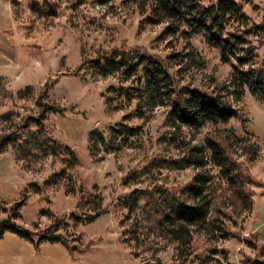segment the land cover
Wrapping results in <instances>:
<instances>
[{"label": "rangeland", "instance_id": "374dc122", "mask_svg": "<svg viewBox=\"0 0 264 264\" xmlns=\"http://www.w3.org/2000/svg\"><path fill=\"white\" fill-rule=\"evenodd\" d=\"M238 1L251 20L264 18V0ZM140 5L137 0H0V218L22 199L17 223L37 229L62 219L61 231L71 244L70 249L42 242L35 248L5 232L0 264H245L247 258L264 259L261 100L246 89L237 102L243 119L177 126L165 88L156 91L155 102L130 100L112 91L117 85L138 86L134 76L72 73L84 57L138 48L161 58L175 55L169 63L180 86L215 90L228 83L232 66L204 35H164L166 23L145 24ZM254 42L264 59V34ZM45 105L60 112L48 110L42 122H34ZM119 123L135 125L138 132L90 146L91 131L109 139L110 127ZM211 139L221 142L228 160L259 184H243L239 177L229 183L226 173L232 171L188 163L193 147L211 155ZM208 170L225 179L215 178L208 188L211 218L192 226L188 249L171 233L177 227L172 210L178 206L171 192L181 193L195 175ZM135 188L143 193L132 211L123 207L121 196ZM98 196L108 212L91 222L70 216L93 213ZM224 221L234 233L231 238L222 237Z\"/></svg>", "mask_w": 264, "mask_h": 264}, {"label": "trees", "instance_id": "16d2710c", "mask_svg": "<svg viewBox=\"0 0 264 264\" xmlns=\"http://www.w3.org/2000/svg\"><path fill=\"white\" fill-rule=\"evenodd\" d=\"M137 1L141 4L145 24L166 23L164 35L174 33L187 36L204 35L210 45L219 49L222 60L231 64L232 71L228 83L215 90L193 85L180 86L171 70L172 64L169 63L175 55L161 58L138 48H111L100 51L93 57H84L73 74L81 78H86L88 74L108 76L116 72L127 78L134 76L139 80L138 86L117 85L112 91L130 100L139 97L142 100L155 102L156 91L165 88L164 93H167L171 99L170 116L177 126L200 128L207 122L220 123L228 122L232 118L243 119L237 102L246 89L264 103V59L259 58L258 46L254 42L264 34V18L260 21L251 20L238 0H214L210 3H205L203 0ZM48 110L60 112V109L54 105H45L34 122H42L41 118ZM127 116L129 115H125L124 118H128ZM138 129L139 127L135 125L125 123L112 125L110 127L112 138L109 139L103 133L93 130L89 135L90 146L93 147L99 142L112 144L115 139L126 140L129 136L135 135ZM65 147L68 151L71 150L69 146ZM209 147L210 156H207L204 150L201 151V148L193 147V154H190L187 162L196 168L210 163L221 173L232 171V174L226 173L229 183L236 182V179L231 182V178L239 177L242 178L243 184H259L260 181L250 174L244 175L239 166L228 160L221 142L211 139ZM1 148L0 143V150ZM215 178L218 179L217 182L225 179L223 175L216 177L208 170L206 173L195 175L193 181L188 187H184L181 193L171 192L176 200L175 205H178L172 210L174 214L171 219L172 224H177V227L171 233L175 240L183 241L188 249L193 241L192 226L208 222L211 218L212 200L207 191L214 184ZM165 190L170 189L165 188ZM142 193L136 188L125 193L121 196L123 207L135 211ZM102 201V197H96L94 202L97 204V209L93 213L83 215L74 211L70 216L75 220L91 222L108 212V209L102 208ZM22 204L23 200L19 199L4 209L5 215L0 218V237L5 232H11L26 239L35 248L42 242H49L60 243L71 249L69 238L61 231L64 222L62 219H55L48 226L37 229L17 223L18 209ZM225 225V221L224 226L220 225L223 230L222 237L231 238L234 233L226 229ZM255 234L260 236L258 231H254ZM262 252L264 255V243ZM244 263L264 264V259L247 258Z\"/></svg>", "mask_w": 264, "mask_h": 264}]
</instances>
